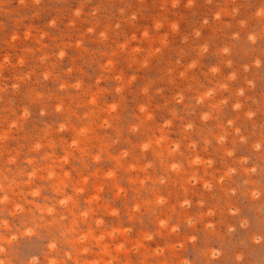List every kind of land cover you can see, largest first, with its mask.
Here are the masks:
<instances>
[{
  "label": "clouds",
  "instance_id": "1",
  "mask_svg": "<svg viewBox=\"0 0 264 264\" xmlns=\"http://www.w3.org/2000/svg\"><path fill=\"white\" fill-rule=\"evenodd\" d=\"M204 4L0 0V264H264V0Z\"/></svg>",
  "mask_w": 264,
  "mask_h": 264
},
{
  "label": "rangeland",
  "instance_id": "2",
  "mask_svg": "<svg viewBox=\"0 0 264 264\" xmlns=\"http://www.w3.org/2000/svg\"><path fill=\"white\" fill-rule=\"evenodd\" d=\"M46 2L52 6H55L57 4V0H46ZM69 2H71V0H69ZM200 6H201L200 7L201 13L208 10L207 6L204 4V0H200ZM194 19L195 18H190L188 21L185 22V25H184L185 31L189 30V28L191 27V23ZM0 21H3L5 24H8V21L2 16H0ZM45 22H46V16L41 17V19L35 21L34 23H36L38 26H42ZM8 28H11L10 24H8ZM208 32L212 35L214 42H216V43H223L224 42L223 32H222V30L218 29L215 24L209 26ZM72 35L74 36V33ZM4 38H6L5 34L3 32H0V40H2ZM68 38L70 39V38H72V36H70ZM236 59H237V61H242L243 57L238 53L236 56ZM213 60H214V58L209 56L206 59L205 63L213 62ZM57 70L58 71L60 70V66H58ZM89 71H92V70L90 69ZM162 115H163V113H159L158 118ZM244 150L245 149L241 148V151H244ZM190 191H191V194L196 198H199L201 195V189H200L199 185L193 186ZM105 195H108V194L106 193ZM207 199L209 200L210 203L214 204L220 210V212H219V214H217L214 217L205 216L203 218V220L206 223H213L214 222V226H216L218 229L222 228L223 224L226 223L228 220V218L222 214V208H223V203H224V198H223L222 194L217 192V194L215 196L209 195L207 197ZM192 212L196 213L197 210L192 209ZM38 245H39V242L32 241V242H30V246L27 250L31 251L32 248L37 247Z\"/></svg>",
  "mask_w": 264,
  "mask_h": 264
}]
</instances>
